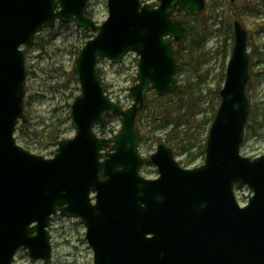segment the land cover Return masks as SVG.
<instances>
[{
  "label": "water",
  "instance_id": "95a60500",
  "mask_svg": "<svg viewBox=\"0 0 264 264\" xmlns=\"http://www.w3.org/2000/svg\"><path fill=\"white\" fill-rule=\"evenodd\" d=\"M88 0H0V264L19 249L31 262L51 261L49 227L54 215L78 218L93 264H264V153L250 158L241 144L250 111L248 31L235 20L233 45L219 90L201 165L183 167L171 147L149 155L155 178L144 177L138 113L148 93H174L181 66L172 45L185 23L175 13L197 16L206 0H107L101 23L85 15ZM73 23L92 37L77 51L72 70L79 93L69 108L72 137L52 157L16 142L24 111L26 65L22 47L56 22ZM138 56L131 103L122 107L106 93L98 64ZM119 131L101 137L107 117ZM251 190L237 201L234 186Z\"/></svg>",
  "mask_w": 264,
  "mask_h": 264
},
{
  "label": "rangeland",
  "instance_id": "374dc122",
  "mask_svg": "<svg viewBox=\"0 0 264 264\" xmlns=\"http://www.w3.org/2000/svg\"><path fill=\"white\" fill-rule=\"evenodd\" d=\"M142 3L156 4L157 0H140ZM244 0H206V8L203 11H209L211 18L209 20L210 29L222 27L220 19H228V9L230 7H240ZM231 3L234 4L231 6ZM254 10L245 12L247 22L245 28L250 30L256 23L264 20V0H255ZM107 0H89L85 11L97 23H101L108 15ZM213 4H218L213 9ZM179 15V14H178ZM180 16V15H179ZM178 16V17H179ZM182 17V16H181ZM184 20L188 24H193V18L187 16ZM220 29V28H219ZM88 34L87 37L84 35ZM91 34L76 27L73 23L56 22L51 31L42 30L36 36V40L31 47L23 46L25 56L27 77L25 79V113L27 132L20 134L15 132L16 142L29 152L51 157L56 151L57 145L45 140V127L52 125L62 133V138L72 137L74 129L71 126L69 108L74 97L79 93L78 82H67L66 88H55L56 84H63L65 79L63 73H68L73 66L78 48L90 38ZM230 33L211 32L206 35L204 47L200 54L199 64L194 67L186 66L177 76L179 84L198 83L202 90L206 85L214 87L218 82L221 66L223 63V49L227 52L230 45ZM248 50L251 52L256 49L251 58L253 74L250 79V113L246 123L244 139L241 144V154L250 158L262 155L264 153V49L261 47L264 43V32L259 34H249ZM40 46H43L41 50ZM137 56L134 53L127 54L121 64H113L109 60L101 61L99 64L100 75L103 80L106 92L111 99L123 107L131 103L128 96V89L136 81ZM224 63V70H225ZM58 68V70H57ZM223 82V81H222ZM222 85V83H221ZM204 93V90H203ZM209 99L202 103L204 115L209 116ZM141 113V112H140ZM152 107H148L142 112L139 125L149 126ZM200 115L198 118H201ZM20 125V124H19ZM121 126L119 118L108 117L107 125L104 129L97 130L99 136H111ZM19 127V126H18ZM55 131V130H54ZM145 133V130H142ZM168 130L155 131L153 135H145V138L139 142V152L144 157L145 162L141 167L140 173L147 178L157 176L156 167L148 160L149 155L155 150L159 143L155 138L158 136L162 140L166 139L165 133ZM205 131L200 137L199 148H189L184 145L182 149L177 150L175 158L184 167H194L203 163L204 155L198 151L205 139ZM182 137L172 135L170 143L173 145ZM42 139V140H40ZM235 195L240 205L247 202L250 189L241 183L234 186ZM51 235L52 258L47 264H93V253L85 239V227L78 218L61 217L54 215L51 226L49 227ZM12 264H45L42 260L31 262L24 249H20Z\"/></svg>",
  "mask_w": 264,
  "mask_h": 264
},
{
  "label": "trees",
  "instance_id": "16d2710c",
  "mask_svg": "<svg viewBox=\"0 0 264 264\" xmlns=\"http://www.w3.org/2000/svg\"><path fill=\"white\" fill-rule=\"evenodd\" d=\"M218 4H213V9L215 10ZM234 5L231 3V6ZM256 7L255 0H244L240 7L234 8L230 7L228 9V19L225 23V19H220L222 27H218L217 29H210L209 20L211 18V14L209 11L202 12L201 14L191 17L194 20L193 24H188L185 21V34L183 39L173 45V53L178 61L179 65L181 66V70L184 69L186 66L194 67V64H199V59L202 57L200 54L201 50L204 47V41L207 34L211 32H223L224 34L230 33V45L229 50L226 52L223 49V63L221 66L220 74L218 76L217 84L214 87H210L206 85L203 90L198 86V83H186V84H179L177 89L172 94H165L161 96L155 95L153 92L149 93L146 96V101L144 108L142 109L141 113L138 114L136 124L140 131V141L145 138V135H153L155 131L158 130H168L165 135L166 139L162 140V138L155 136L154 138L158 142H164L168 145L171 140V136L174 135L175 137H179L182 134V137L178 139L175 144L169 146L171 147L173 154L177 155V150L182 149V152H185L184 145H189V148H199V141L200 137L205 131V137L208 132L210 123L215 115L216 109L219 105V90L221 87V83L224 79V63L227 60L228 54L231 50L233 44V36H232V26L235 20H239L243 26L247 22L245 12L248 10H254ZM85 14L90 17V14L85 11ZM186 18V17H185ZM220 28V29H219ZM51 31V29H45ZM84 31V30H83ZM264 32V20L255 24V26L250 30L249 34H259ZM89 33V32H88ZM84 35L87 37L88 34ZM88 37H91L88 36ZM37 36H35L36 40ZM250 38V37H249ZM261 47L264 49V43H262ZM41 50H43V46H40ZM79 49V48H78ZM77 49V51H78ZM77 51L75 54H77ZM256 49H253L250 52V56L255 54ZM252 64L250 63V69H252ZM58 70V68H57ZM65 79L64 83L56 84L55 88H66L67 82L75 81L77 82L76 76L71 69L68 73H63L62 75ZM253 74L250 73V79H252ZM249 85L250 80L246 87V94L247 97H250L249 94ZM205 99H209V113L210 115L207 117L204 115L205 110L202 109V103ZM250 99V98H249ZM24 103V109H25ZM148 107H152L153 115L151 116V123L147 127L145 125H139V121L142 115V112L146 110ZM201 118H198L199 116ZM26 122V121H25ZM25 122L20 123L16 127V131L18 132V136L20 134H24L27 132L26 128L28 124ZM247 126V125H246ZM245 126V129H246ZM55 130V131H54ZM145 130V133L142 131ZM15 131V132H16ZM45 137L44 139L49 140V143L57 145L60 140H62V133L57 130V127L46 126L45 127ZM42 140V139H40ZM204 148H205V139L203 141L202 146L198 150L200 154L204 155Z\"/></svg>",
  "mask_w": 264,
  "mask_h": 264
},
{
  "label": "flooded vegetation",
  "instance_id": "af4514ba",
  "mask_svg": "<svg viewBox=\"0 0 264 264\" xmlns=\"http://www.w3.org/2000/svg\"><path fill=\"white\" fill-rule=\"evenodd\" d=\"M231 1H234V0H231ZM180 15V16H179ZM176 14L175 16L176 17H178L179 16V18H182L183 20L185 19V17H186V15H184V14ZM182 16V17H181ZM185 22V21H184Z\"/></svg>",
  "mask_w": 264,
  "mask_h": 264
}]
</instances>
